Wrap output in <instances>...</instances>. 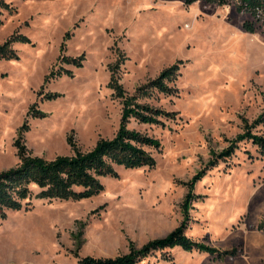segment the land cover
Masks as SVG:
<instances>
[{"label": "rangeland", "instance_id": "obj_1", "mask_svg": "<svg viewBox=\"0 0 264 264\" xmlns=\"http://www.w3.org/2000/svg\"><path fill=\"white\" fill-rule=\"evenodd\" d=\"M190 1V0H189ZM0 8V172L19 165L17 142L51 160L112 139L123 97L173 66L168 90L138 102L158 122L128 128L160 140L152 168L117 167L81 200L41 199L0 217V264H80L117 258L182 225L217 249L152 252L137 264H264V153L237 141L231 158L209 165L264 111V25L236 0H5ZM254 24L253 32L245 30ZM140 96V94H139ZM264 136V124L253 129ZM236 141V140H235ZM196 197L183 203L194 175ZM28 203V201L24 202ZM228 251V255H219Z\"/></svg>", "mask_w": 264, "mask_h": 264}, {"label": "trees", "instance_id": "obj_2", "mask_svg": "<svg viewBox=\"0 0 264 264\" xmlns=\"http://www.w3.org/2000/svg\"><path fill=\"white\" fill-rule=\"evenodd\" d=\"M191 2L192 0H187ZM220 5L227 4L230 0H216ZM6 7L5 0H0V8ZM236 8L239 13L249 14L254 22L264 25V0H236ZM245 30L253 32L254 24L246 22ZM8 43L0 47V58L6 55ZM179 67L173 65L163 70L160 75L139 87L137 93L126 96L122 90L119 94L123 97V113L119 130L112 139H100L97 144L88 151L80 150L72 137L68 139L73 155H59L48 160L40 156H33L27 148L17 142L20 163L17 167L0 172V217H6V212L18 211L31 206V186L40 189L38 197L41 199L59 200H81L96 195L103 189L102 177H117V167L126 169L152 168L156 165L153 153L148 150L162 149L159 139L128 128L131 119L141 124H152L158 122L155 117L148 115L153 112L156 115L175 117L174 113L164 112L147 104H141L139 97L148 96L150 92L157 89L161 92L168 90L165 81L177 79ZM264 124V111L251 124L246 123L245 132L231 142L229 147L220 153L212 152V160L209 165H216L220 161L231 158L237 149V141L248 140L264 153V136L253 132V129ZM204 175V170L197 172L188 183L189 191L182 205L186 218L192 201L193 187ZM28 201V203H24ZM181 227L174 230L168 236L153 240L142 248L137 249L131 245L128 254L117 258L86 257L80 264H137L140 260L148 257L152 252L165 250L167 248L180 247L186 251L194 249L208 253H216L217 249L197 243L188 238ZM264 230V225H260ZM230 252H220L219 255H228Z\"/></svg>", "mask_w": 264, "mask_h": 264}]
</instances>
